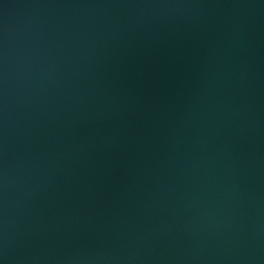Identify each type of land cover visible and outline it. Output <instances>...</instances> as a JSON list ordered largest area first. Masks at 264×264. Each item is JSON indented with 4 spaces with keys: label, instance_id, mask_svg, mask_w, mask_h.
<instances>
[{
    "label": "water",
    "instance_id": "obj_1",
    "mask_svg": "<svg viewBox=\"0 0 264 264\" xmlns=\"http://www.w3.org/2000/svg\"><path fill=\"white\" fill-rule=\"evenodd\" d=\"M0 264H264V0H0Z\"/></svg>",
    "mask_w": 264,
    "mask_h": 264
}]
</instances>
